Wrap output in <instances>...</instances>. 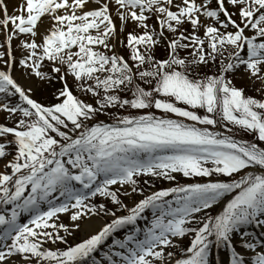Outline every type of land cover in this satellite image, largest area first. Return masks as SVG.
<instances>
[{
  "label": "snow or ice",
  "instance_id": "1",
  "mask_svg": "<svg viewBox=\"0 0 264 264\" xmlns=\"http://www.w3.org/2000/svg\"><path fill=\"white\" fill-rule=\"evenodd\" d=\"M0 13V93L19 100L0 102L14 125H0V264H101L110 237L104 264H212L222 247L227 264H264L245 231L264 226V99L228 78L243 66L264 82V0H21L16 14L0 0ZM21 35L20 65L63 84L51 104L12 76ZM140 177L177 186L148 193ZM101 214L111 223L69 243ZM188 235L186 249L174 242Z\"/></svg>",
  "mask_w": 264,
  "mask_h": 264
},
{
  "label": "rangeland",
  "instance_id": "2",
  "mask_svg": "<svg viewBox=\"0 0 264 264\" xmlns=\"http://www.w3.org/2000/svg\"><path fill=\"white\" fill-rule=\"evenodd\" d=\"M229 10L231 11L232 9L229 8ZM16 14V13H14ZM113 14H115V10L113 9ZM46 19V18H45ZM239 22V21H237ZM115 23L117 24V26L119 27V20L116 19ZM149 23H152V21H149ZM131 24V22H130ZM129 30H131V28H129ZM248 35H251V33H248ZM122 38H123V34H122ZM27 38L23 35H21L19 37V39H14L13 41V47H14V51L16 52V55L18 58L23 59L24 56L26 55L25 51L23 50V48L21 47V41L26 40ZM0 40H4V34H3V30L0 29ZM37 43H40V37L36 38ZM5 51V48H0V52ZM125 50L121 49V53L123 54ZM156 55L158 57H162L163 56V49H158L156 52ZM225 55H227V53H225ZM241 55H245V53H241ZM230 62V61H229ZM1 65H3V61H0ZM45 66H42V68L40 69L43 72L49 73V69H48V65H50V62L45 61L44 62ZM1 67V66H0ZM5 67V66H4ZM14 76L17 78L19 83H26L28 84L27 88L31 89L30 94L37 98L39 101H41L42 103H44L45 105L51 104L53 103V100L50 99V97H53L55 95V91L53 90V86L50 84L46 83V80H42L38 77H35V75L33 76V74L31 73V70H27L25 68H23L20 63L17 62L16 64V69H14ZM228 78L233 80V83L236 85L237 88H242L245 90V92L247 93L246 95L248 96H253L259 99H264V95L261 94V92L259 91L262 87H264V82L260 81V80H255L252 81L249 79V74L243 71V66H241L240 70H237L235 72V74H228ZM69 81L72 82V87L74 92L76 91V85L73 83L72 79L69 78ZM56 86V85H55ZM54 92V93H53ZM77 95H79V92L76 93ZM130 95V94H129ZM11 97L6 96L5 94L0 93V102L2 103H6V104H11ZM135 111V110H133ZM153 111H155V109H153ZM119 112V111H118ZM122 114H127L124 110L122 111ZM107 117H102L101 119H105ZM0 125H6V126H14L11 119L8 117V115L2 111H0ZM0 141H2V138H0ZM4 163L5 161L0 160V171L4 170ZM10 171V170H9ZM144 179H148L146 177H140L139 181H142ZM161 181H159L158 183L155 182V186L159 185ZM161 185V184H160ZM117 186H114L113 188H115ZM142 188L144 189H148V186L145 185L144 183L142 184ZM159 189H166L169 188V186H165V184L161 185V187H158ZM123 191V189L121 190ZM154 191V190H153ZM135 199H140V197H135ZM125 204L128 205H132L133 201L131 198L126 197L125 200H122ZM103 202L99 201L97 203ZM111 206V207H110ZM109 207L112 208L114 206H112L111 204H109ZM216 207L217 211L219 210L218 206H214ZM66 215H64L63 217H65ZM95 216H87L84 217L81 221H79L80 224V229L74 231L73 235H71L69 237V243L70 244H75L77 242H82L84 240V238L90 236L87 233L83 232V228L84 225L86 224V222H88L89 220L93 219ZM102 221H111L112 219H108V218H98ZM62 221L65 224H71V221L69 219V217L67 218H62ZM108 224V223H107ZM124 232V229L120 230L118 233H122ZM63 234V233H62ZM117 234V233H116ZM191 238L186 236L178 241H174L177 243H184L187 240H190ZM49 248H55L52 247V244H48ZM47 246V245H46ZM172 249H168V251H171ZM215 249L213 248L212 251H214ZM215 261L218 264H226V259L224 256H222V254H220L218 251H215Z\"/></svg>",
  "mask_w": 264,
  "mask_h": 264
},
{
  "label": "bare ground",
  "instance_id": "3",
  "mask_svg": "<svg viewBox=\"0 0 264 264\" xmlns=\"http://www.w3.org/2000/svg\"><path fill=\"white\" fill-rule=\"evenodd\" d=\"M6 4L9 9V13L13 12L14 9L17 7L18 3L15 0H6ZM2 13H0L1 15ZM40 32H43L44 26L41 25L38 29ZM39 37V36H38ZM24 87H27L28 84L21 83ZM105 226V223L98 220V219H91L84 225L83 232L87 234H95L97 230H102V228Z\"/></svg>",
  "mask_w": 264,
  "mask_h": 264
}]
</instances>
